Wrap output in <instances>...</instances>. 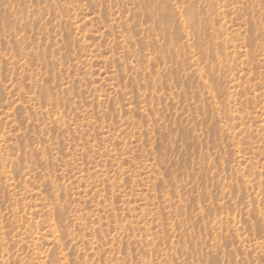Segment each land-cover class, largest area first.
Masks as SVG:
<instances>
[{"label":"rangeland","instance_id":"obj_1","mask_svg":"<svg viewBox=\"0 0 264 264\" xmlns=\"http://www.w3.org/2000/svg\"><path fill=\"white\" fill-rule=\"evenodd\" d=\"M0 264H264V0H0Z\"/></svg>","mask_w":264,"mask_h":264}]
</instances>
